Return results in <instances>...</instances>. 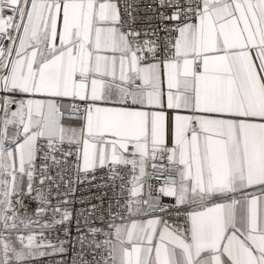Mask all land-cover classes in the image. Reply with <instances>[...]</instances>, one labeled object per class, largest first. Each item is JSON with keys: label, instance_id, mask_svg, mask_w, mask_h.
Wrapping results in <instances>:
<instances>
[{"label": "snow or ice", "instance_id": "6c2138e0", "mask_svg": "<svg viewBox=\"0 0 264 264\" xmlns=\"http://www.w3.org/2000/svg\"><path fill=\"white\" fill-rule=\"evenodd\" d=\"M0 264H264V0H0Z\"/></svg>", "mask_w": 264, "mask_h": 264}]
</instances>
